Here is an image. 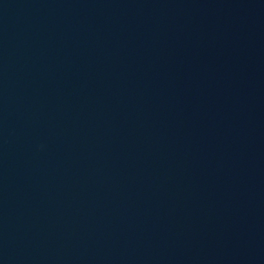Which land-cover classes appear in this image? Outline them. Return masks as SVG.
Listing matches in <instances>:
<instances>
[{"label":"water","instance_id":"water-1","mask_svg":"<svg viewBox=\"0 0 264 264\" xmlns=\"http://www.w3.org/2000/svg\"><path fill=\"white\" fill-rule=\"evenodd\" d=\"M264 71V0H0V264H175Z\"/></svg>","mask_w":264,"mask_h":264}]
</instances>
